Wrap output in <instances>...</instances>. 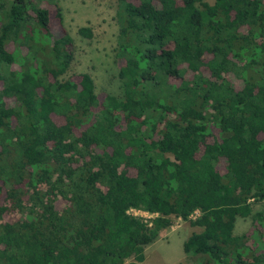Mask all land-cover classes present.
<instances>
[{
	"label": "trees",
	"instance_id": "obj_1",
	"mask_svg": "<svg viewBox=\"0 0 264 264\" xmlns=\"http://www.w3.org/2000/svg\"><path fill=\"white\" fill-rule=\"evenodd\" d=\"M118 1L120 97L61 79L58 0L0 8V264H140L173 218L195 264H264V0Z\"/></svg>",
	"mask_w": 264,
	"mask_h": 264
},
{
	"label": "rangeland",
	"instance_id": "obj_2",
	"mask_svg": "<svg viewBox=\"0 0 264 264\" xmlns=\"http://www.w3.org/2000/svg\"><path fill=\"white\" fill-rule=\"evenodd\" d=\"M213 3L214 0H204ZM9 0H0V8H7ZM62 9L63 24L73 40V60L61 79L79 73H89L97 93L107 92L117 97L122 95L118 77V53L122 40L120 28V3L118 0H58ZM80 27H89L91 37L78 32ZM255 203L253 211L260 209ZM251 218H238L234 234L245 232ZM201 228L188 221L173 218L168 228L161 229L157 238L146 245V260L140 264H195L196 258L183 251V242L192 232Z\"/></svg>",
	"mask_w": 264,
	"mask_h": 264
},
{
	"label": "built area",
	"instance_id": "obj_3",
	"mask_svg": "<svg viewBox=\"0 0 264 264\" xmlns=\"http://www.w3.org/2000/svg\"><path fill=\"white\" fill-rule=\"evenodd\" d=\"M126 212L130 216L142 218L145 222H148V224H151L150 220L152 219V217L158 215V213H151L149 211L136 207H130ZM199 213V210H195L192 214H190L189 218L195 219L199 215ZM177 219L181 220L180 218Z\"/></svg>",
	"mask_w": 264,
	"mask_h": 264
},
{
	"label": "crops",
	"instance_id": "obj_4",
	"mask_svg": "<svg viewBox=\"0 0 264 264\" xmlns=\"http://www.w3.org/2000/svg\"><path fill=\"white\" fill-rule=\"evenodd\" d=\"M145 251V250H144ZM146 260V252H144V260L143 262Z\"/></svg>",
	"mask_w": 264,
	"mask_h": 264
}]
</instances>
